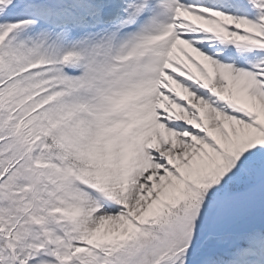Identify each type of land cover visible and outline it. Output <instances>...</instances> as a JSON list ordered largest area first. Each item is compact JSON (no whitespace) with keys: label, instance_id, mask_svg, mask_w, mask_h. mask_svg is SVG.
<instances>
[{"label":"snow or ice","instance_id":"6c2138e0","mask_svg":"<svg viewBox=\"0 0 264 264\" xmlns=\"http://www.w3.org/2000/svg\"><path fill=\"white\" fill-rule=\"evenodd\" d=\"M0 264H264V0H0Z\"/></svg>","mask_w":264,"mask_h":264}]
</instances>
